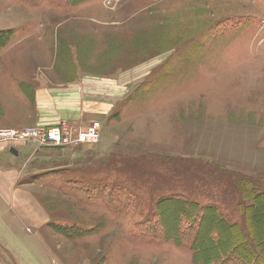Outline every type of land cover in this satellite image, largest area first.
I'll list each match as a JSON object with an SVG mask.
<instances>
[{
    "label": "rangeland",
    "instance_id": "1",
    "mask_svg": "<svg viewBox=\"0 0 264 264\" xmlns=\"http://www.w3.org/2000/svg\"><path fill=\"white\" fill-rule=\"evenodd\" d=\"M2 30L11 37L0 72L17 77H0V104L22 90L35 103L37 87L53 97L39 112L14 114L27 125L3 128L51 127L48 120L75 132L99 121L101 139L35 152L32 142L7 141L32 144L14 157L18 189L29 182L33 190L30 201L16 192L0 205V264H194L188 246L134 230L171 193L217 206L239 226L211 213L206 228L241 234L228 246L264 259L255 195L264 191V0H0ZM101 178L135 189L137 212L117 215L70 190L75 179ZM246 178L256 185L248 199ZM159 207L167 222L186 213L171 201Z\"/></svg>",
    "mask_w": 264,
    "mask_h": 264
},
{
    "label": "trees",
    "instance_id": "2",
    "mask_svg": "<svg viewBox=\"0 0 264 264\" xmlns=\"http://www.w3.org/2000/svg\"><path fill=\"white\" fill-rule=\"evenodd\" d=\"M18 1L34 6L41 4V2H47L51 5L58 7L63 5L64 7L67 4L73 5L79 0ZM10 37L11 33L8 30L0 31V50L8 42ZM73 181L80 185H72L73 187L70 190L78 195L79 191H81L85 200L88 202L100 200L105 205L110 206L117 215L124 213L135 214L137 212L136 210L140 203L138 193L126 183H122L117 179L107 180L105 178L86 182L79 179ZM253 185L256 186L255 180L252 178H246L243 184H240L241 194L245 199L249 198L247 195L249 192L256 191L254 188L252 189ZM255 195L258 198V202H263L261 207H264V191H261V193L255 192ZM167 201L182 205L186 213H177L176 211H174L176 213H173L171 210H166L165 212L173 213V217L170 222L164 221L161 216L163 210L159 207V204ZM254 202L258 204L256 200ZM237 208L240 209V204L237 205ZM218 209L214 204L199 205L186 195L171 193L161 197L152 212L141 214L142 216L140 215L139 219L134 222V230L137 235L155 241L172 240L178 246H188L191 250L194 264H264V259H259L257 254L254 255V253L250 254L247 252L245 258H243L237 250L234 251L233 247L228 246V243L232 241L239 242L241 234H230L227 229L219 230L218 227L212 231L206 228L205 222L208 219H213V215L218 218V224L222 220L232 228L235 225L239 226L236 222H229L223 214L219 213ZM247 210V206H243L240 211L243 212V218L246 222L247 220H251L247 217ZM262 216L264 220V215ZM209 245L212 247L210 248ZM251 249H253V246Z\"/></svg>",
    "mask_w": 264,
    "mask_h": 264
},
{
    "label": "crops",
    "instance_id": "3",
    "mask_svg": "<svg viewBox=\"0 0 264 264\" xmlns=\"http://www.w3.org/2000/svg\"><path fill=\"white\" fill-rule=\"evenodd\" d=\"M6 27V26H4ZM14 28V27H13ZM12 28V29H13ZM8 76L9 78L17 77L15 75V71H1L0 77ZM49 89H40L39 87L35 88L34 90V96H35V103L29 102L25 96V92L22 91H15L11 94H7L6 102L0 104V128L2 127H22L27 125L26 120L21 119H13L14 114H19L18 116H15L17 118L22 117V114H24L25 108L28 110L29 106H32L33 108H36L34 110L35 112H39L40 109H45L43 104L48 105V102L53 100L52 95L48 91ZM30 91V88L28 89ZM9 100H17L16 108L12 107L9 104ZM79 100V97H78ZM42 105V107L39 108V106ZM20 108H22L20 110ZM45 111V110H44ZM48 126H54L57 125V122L54 124H48ZM32 144H26V145H13L8 143L7 141H0V205H4L3 202L11 198L12 196H15V194L19 193V199L20 201H25L26 198L30 201L31 199V191L33 190V184L26 182L23 183L19 189L17 185L19 184V175L22 174V167L16 165L15 166V158L14 156L19 155V151L22 148H26L28 146H31ZM34 147V145H32ZM14 147V149L17 151V154H11L9 152V148ZM35 152V147H34ZM17 192V193H16Z\"/></svg>",
    "mask_w": 264,
    "mask_h": 264
},
{
    "label": "built area",
    "instance_id": "4",
    "mask_svg": "<svg viewBox=\"0 0 264 264\" xmlns=\"http://www.w3.org/2000/svg\"><path fill=\"white\" fill-rule=\"evenodd\" d=\"M100 139L101 124L99 121H93L75 132L70 125L66 124L45 128L27 126L0 129V141L23 140L32 142L36 151L44 147L72 149L79 145H94Z\"/></svg>",
    "mask_w": 264,
    "mask_h": 264
},
{
    "label": "water",
    "instance_id": "5",
    "mask_svg": "<svg viewBox=\"0 0 264 264\" xmlns=\"http://www.w3.org/2000/svg\"><path fill=\"white\" fill-rule=\"evenodd\" d=\"M9 151L13 154H17V151L14 149V147H10Z\"/></svg>",
    "mask_w": 264,
    "mask_h": 264
}]
</instances>
